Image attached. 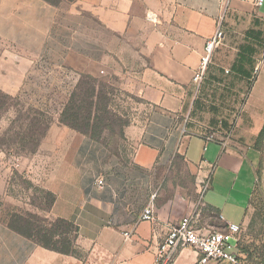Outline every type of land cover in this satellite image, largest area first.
<instances>
[{
	"label": "crops",
	"instance_id": "crops-1",
	"mask_svg": "<svg viewBox=\"0 0 264 264\" xmlns=\"http://www.w3.org/2000/svg\"><path fill=\"white\" fill-rule=\"evenodd\" d=\"M232 27L255 42L245 48L252 69L258 66L246 107L254 127H241L223 147L204 138L210 126L192 98V77L206 40ZM125 39L142 61L129 81L144 110L123 128L124 151L60 122L40 143L41 182L55 195L47 217L73 223L72 252L45 248L0 220V264H153L156 246L186 214L197 213L205 228L213 226L202 209L222 223L248 224L261 154L241 138L248 130L257 135L264 123V0H0L2 52L13 70H24L14 76L36 61L66 68L69 61L104 60ZM251 73L244 65L243 77ZM176 156L183 167L172 164ZM150 203L154 218L142 220ZM197 259L192 248H180L173 264Z\"/></svg>",
	"mask_w": 264,
	"mask_h": 264
},
{
	"label": "rangeland",
	"instance_id": "rangeland-1",
	"mask_svg": "<svg viewBox=\"0 0 264 264\" xmlns=\"http://www.w3.org/2000/svg\"><path fill=\"white\" fill-rule=\"evenodd\" d=\"M221 31L222 38L210 56L202 82L199 86L193 85L192 98L201 104L199 117L210 126L206 133L227 132L232 139L241 127H254L253 117L246 111V107L251 105L250 91L254 78H244L237 66L245 65L253 70L252 58L245 48L253 47L251 44L255 42L248 39L243 28H221ZM130 44L125 39L121 44L112 45L104 60L69 61L66 68L48 61L32 62L26 65L24 76L13 75L23 74L24 70L11 68L7 54L2 52L6 47L0 44V162L5 163H0V219H7L14 213L21 214L37 227L52 220L47 217L43 193L46 189L39 173L43 163L40 143L48 129L59 122V115L81 76L96 78L103 85L115 132L119 122H130L141 115L143 104L132 93L129 74L140 68L142 61L134 59L132 49L135 47ZM258 115L262 117L263 110ZM247 132V137L241 140L248 139L254 145L256 131ZM111 142L114 152H122L120 140ZM258 149L261 158L256 168L251 216L248 224L241 226L239 236L241 250L248 249L255 256L264 255V140ZM172 164L178 168L184 165L179 156L173 159ZM196 197L199 200L200 189ZM196 208H201L200 204L197 203ZM203 214L206 223L213 226L210 230L223 227V223L215 220L210 211L202 209L200 215ZM239 264H248L243 253Z\"/></svg>",
	"mask_w": 264,
	"mask_h": 264
},
{
	"label": "trees",
	"instance_id": "trees-1",
	"mask_svg": "<svg viewBox=\"0 0 264 264\" xmlns=\"http://www.w3.org/2000/svg\"><path fill=\"white\" fill-rule=\"evenodd\" d=\"M45 1L56 5L61 0ZM237 68L241 72L243 71L241 65L237 66ZM81 77L69 101L59 115V122L92 139L102 140L109 150L113 151L111 141L114 139L120 140L123 137V128L129 122H119L118 130L115 132L111 124L112 117L108 110V99L102 89L103 85L91 76L86 75ZM263 140L264 123L257 134L254 144L257 150H259L258 147ZM0 163L2 165L5 164L3 161ZM43 193L47 202L46 212H49L55 201V195L48 190H44ZM0 220L5 221L7 226L13 231L33 240L45 248L64 254L72 252V233L75 228L70 221L57 218L45 222V226L37 227L25 216L15 213L9 215L7 219ZM238 253L239 260H241V254H245V260L248 264H264V255L255 256L248 249L241 250L240 239L238 242Z\"/></svg>",
	"mask_w": 264,
	"mask_h": 264
},
{
	"label": "built area",
	"instance_id": "built-area-1",
	"mask_svg": "<svg viewBox=\"0 0 264 264\" xmlns=\"http://www.w3.org/2000/svg\"><path fill=\"white\" fill-rule=\"evenodd\" d=\"M263 0H256L260 4ZM222 38L221 28H217L214 35L206 40L204 54L200 64L193 74L192 82L199 86L202 82L210 56ZM258 73V66H255L251 73V78H255ZM250 78V79H251ZM206 142L217 141L223 147L228 145L229 134L227 132H208L204 136ZM97 187L102 188L104 180L98 178L95 181ZM209 185V177L201 181L200 198ZM155 208L152 203L148 204L142 214L141 219L151 221L154 218ZM222 219V217L219 215ZM199 216L192 212L184 215L179 221L172 224L163 240L156 246L154 251L153 264H173L175 253L180 248H192L198 254L195 264H239L238 242L241 232L239 224L224 222L220 230H210L198 225ZM124 235L128 237V233Z\"/></svg>",
	"mask_w": 264,
	"mask_h": 264
}]
</instances>
